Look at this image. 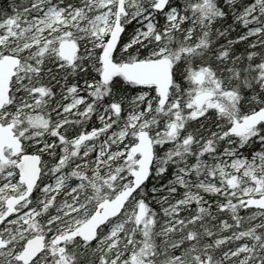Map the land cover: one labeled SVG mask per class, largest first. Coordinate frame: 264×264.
Wrapping results in <instances>:
<instances>
[{
    "label": "snow or ice",
    "instance_id": "1",
    "mask_svg": "<svg viewBox=\"0 0 264 264\" xmlns=\"http://www.w3.org/2000/svg\"><path fill=\"white\" fill-rule=\"evenodd\" d=\"M0 264H264V0H0Z\"/></svg>",
    "mask_w": 264,
    "mask_h": 264
}]
</instances>
